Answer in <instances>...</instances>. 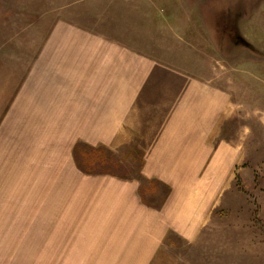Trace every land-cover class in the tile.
Masks as SVG:
<instances>
[{
    "label": "rangeland",
    "instance_id": "374dc122",
    "mask_svg": "<svg viewBox=\"0 0 264 264\" xmlns=\"http://www.w3.org/2000/svg\"><path fill=\"white\" fill-rule=\"evenodd\" d=\"M106 46L176 61L178 75L210 100L171 98L170 109L208 117L223 113V126L208 140L225 147L222 161L213 164L218 148L216 156L193 166L188 160L194 159L179 156L181 165L150 167L170 176L173 186L165 185L145 178L144 142L138 138L114 150L82 139L94 133L89 122L96 115L98 127L106 125V95L121 87V73L125 112L116 114L119 124L111 130L127 121L139 129L130 120L147 114L138 110L148 95ZM77 98L97 104V112H47ZM60 156L61 174L80 173L77 181L64 183L65 190L100 192V202L111 182L85 174L133 181L141 201L155 208L164 206L175 187V222L193 227L190 235L194 231L190 242L177 233L168 237L178 264H264V0H0L1 207L11 209L9 196L26 190L38 201L58 183L45 179L57 175L49 164ZM205 201L208 213L200 220Z\"/></svg>",
    "mask_w": 264,
    "mask_h": 264
},
{
    "label": "crops",
    "instance_id": "0c3cea01",
    "mask_svg": "<svg viewBox=\"0 0 264 264\" xmlns=\"http://www.w3.org/2000/svg\"><path fill=\"white\" fill-rule=\"evenodd\" d=\"M137 58L148 65V67L143 65V71L147 74L148 80L138 79L140 76L138 74L136 82L149 99L138 110V113L147 114L143 116L140 114L135 120H130L137 124L139 129L132 128L133 126L127 121V124L123 123L116 132L111 130L113 125L119 124L116 114L125 112V103H123L125 92L122 82L125 74L121 73L122 78L119 84H122L121 87H111V94L106 95L108 99L105 97L106 125L101 124L98 127V115H96V121L89 122L90 133L95 130L94 133L82 139L95 148L114 150L128 143L131 138H138L142 143L144 142L142 150L143 163L146 167L145 178H158L162 184L172 185L168 174H166L167 177L160 170L152 172L150 167L176 165L177 163L170 159L172 153L176 149L189 148L187 141L190 147L193 140H198L200 148H207L205 160H208L210 155L216 156L217 153L215 155L214 150L218 151L219 146L215 148L208 143V140L211 134L214 135L220 131L219 128L223 126L225 117L223 113L216 111L208 112L211 114L208 117L207 113L199 116L196 113H181L175 108L170 109L171 104L175 102L172 100L173 103L170 102L171 98L178 100L177 98L180 97L179 99L183 98V102L202 101V96L198 92L200 89L194 92L197 96L193 95V92H182L178 83L182 81L187 83L188 78L178 75L176 61L161 62L149 57ZM150 65L154 68L151 69ZM128 72L127 68V78L130 76ZM166 76L171 79H166ZM114 90L118 93L115 94L117 99L113 103ZM64 103H57L54 111L48 109L47 112L96 113L95 108L98 109L97 104L94 105L90 101L83 103L81 98H77L71 105ZM188 107L190 111V105ZM28 113H32V110H28ZM174 118L181 120L182 128L179 129L182 135L180 136L175 135L168 126L170 123L167 121H173ZM123 126H127V129ZM175 131L177 132L176 129ZM102 132L104 136L101 135ZM63 142L64 140L62 144ZM221 149L219 148V151ZM71 153L74 156V147ZM60 158L61 156L52 158L53 161L49 164L53 166L57 175H50L45 179L47 182L50 180L58 183L50 190L42 192L40 197L35 196L39 199L38 201L34 199L30 191L26 190L21 194L9 196L12 199L9 204L11 209L0 205V264H33L34 261L42 264H178L176 255L172 254L166 245L168 237L172 233H177L184 241L190 242L194 231L190 235L187 231L193 227L183 228V225L175 222L179 212L172 202L176 192L175 187L164 206L155 208L141 201L139 185H134L133 181L120 179L110 174L84 173V176L105 177V180L111 182V190L104 192L103 201L100 202L99 198L102 195L100 192L65 190L64 183L77 181L80 173L61 174L63 170L58 166V161L62 159ZM74 161L75 157L73 162L71 161L72 164H69L72 165L71 171L74 170ZM219 162L216 157V162L213 164L217 165ZM154 175H160V177ZM81 192L84 193L85 199L82 204H80ZM185 199L188 201L190 196ZM203 206L198 211L200 220L206 218L208 201H205ZM184 229L186 231H183ZM5 246L9 247L7 251L3 249Z\"/></svg>",
    "mask_w": 264,
    "mask_h": 264
},
{
    "label": "bare ground",
    "instance_id": "6f19581e",
    "mask_svg": "<svg viewBox=\"0 0 264 264\" xmlns=\"http://www.w3.org/2000/svg\"><path fill=\"white\" fill-rule=\"evenodd\" d=\"M105 49L109 50L110 52H112V58L114 59V61H116L119 65H121L122 67H127L129 69L130 76L132 77L133 80H135L138 77V74H140V76L138 77V79H143V80H148L147 79V74L144 73L143 71V65H145L146 67H148V65L141 59L128 54L120 49H116L112 46H106ZM151 69H153L154 67L152 65H150ZM166 79H171V77L166 76ZM173 82V80H172ZM178 86H180L182 88V92H188V93H192L196 90V87L194 86L193 83H185L184 81L178 83ZM193 89V90H192ZM198 91V90H196ZM200 96H202V100L204 101H209L210 98L209 97H205V93L198 91ZM190 96V95H189ZM205 97V98H203ZM167 123H170V125L172 127H170V125L168 124L169 128L171 131H173L175 133V135H182V131L179 128H182L181 125V120L180 119H176L174 118L173 121L170 120V122L167 121ZM175 129L177 130V132L175 131ZM185 138V135L183 136ZM182 139V138H181ZM188 140V139H187ZM198 140H193L191 142V147H190V143L189 141H187V143L189 144V148L185 149V150H179L176 149L174 153H172L171 156V160H173V162L177 163V164H182V162H180V160L178 161V157L182 156L184 158H191L194 159L193 161H191L190 159L188 160L189 166H193L195 164V162H198L199 160H202V158H204L205 156V152L208 151L207 148H200L199 142H197ZM177 142V140H176ZM225 152V147H223L220 151V153L217 156V160L222 161L223 159V153ZM191 161V162H190Z\"/></svg>",
    "mask_w": 264,
    "mask_h": 264
}]
</instances>
